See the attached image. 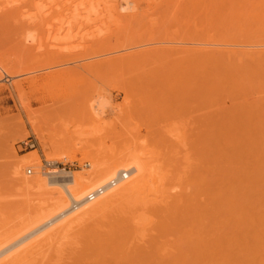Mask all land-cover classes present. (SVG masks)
Masks as SVG:
<instances>
[{
  "label": "bare ground",
  "instance_id": "obj_1",
  "mask_svg": "<svg viewBox=\"0 0 264 264\" xmlns=\"http://www.w3.org/2000/svg\"><path fill=\"white\" fill-rule=\"evenodd\" d=\"M44 1L43 3L46 2ZM49 1L56 6H53ZM57 1L48 0L46 4L50 3L51 7L48 5L47 9L52 6L54 8L63 7L59 5L63 0L59 4ZM64 1L69 4L71 1L73 2V0ZM76 1L79 2L75 3L79 4V7L88 10V15L97 14L99 5L105 3V0ZM112 1H114L113 5L111 4L113 9L109 7V3ZM39 3H36L37 7ZM109 3L107 6L104 4L103 6L109 7V13L112 9L113 17H111V13L110 17L115 18V22H119L122 17L127 18L128 21H131L128 27L130 25L134 27L133 21L137 20L138 22L140 18L149 14L152 17L153 15L160 16L165 25L168 18L169 20L174 19L178 23V30L174 33L166 32L168 30L164 32L149 30L144 35L142 33L139 35L140 33L137 31L133 33L134 28H129L131 30L125 28L128 30H124L125 33L132 32L131 35L123 33L121 37L123 39L127 40L128 36L133 37L132 35L138 34L141 39L143 36H149V38L152 37L151 39L154 38V43L158 42L155 43L156 45L152 42V45L150 39L148 43L152 47L148 44L147 48L149 47V49L142 50V45L136 49L137 45L135 47H133L135 44L126 45L127 42L124 40L123 47L127 48L126 50H130V46L134 50L136 49L137 53L133 50L129 51V53L138 54L132 55L131 63L144 61L145 59H141L143 56L149 60L148 58L152 59L155 56L170 55L181 56L183 59L189 58L198 62L199 66H203L202 74L198 79L201 87H209L215 93L214 96L222 98V102L226 106L220 111H215L217 115L214 113L215 116L211 124L213 131L223 132V135L220 133L222 135L219 142L221 149L218 148L221 151L220 155L217 150L223 171L221 190L209 200L207 208L205 207L207 211L204 213L189 215L188 212H180L178 208L180 209V206L184 205V198L171 194V188L164 180L166 176H162V182L158 183L157 173L154 169V157L152 152L147 150V146H144L142 150L139 148L134 150L138 146L133 149L129 148L128 151L124 150L119 153L117 157L118 153L114 154L115 156L110 155L107 151H103V147L99 150L101 145L96 147L95 142H86V146H83V150L81 149L83 152L80 153L90 161L88 171L70 174L64 170H48L44 174L48 176V179H31L30 177L29 179L23 173L25 165L39 166L38 152L29 154L21 162L15 157L18 162L14 160V164L12 163L11 175L14 177L12 179L17 180L19 188L23 191L27 190L28 193L34 191V193L37 192L35 193L37 195L46 194V198L41 196L42 194L40 195L46 200L50 199L47 196L49 193L54 195L50 199V202L52 200L51 205L49 202L48 206L47 201L49 200L44 202V205L47 204L45 206L53 208L42 206V209L37 213L34 211L33 214H37L35 216H38L37 221L41 224V229L24 238L18 245L11 247L10 254L7 252L8 256L4 259L0 258V264H38L39 259L33 254L38 255V252L40 254V250H43L42 246L45 244L48 247L50 245L49 248H54L58 246L57 243L61 244L60 241L63 240L60 239L63 236L65 239L74 238L75 230L85 228V225L90 222L94 224L106 219L110 221L108 230L96 231L94 229L91 235L82 237L83 242L81 237L79 242L72 240L76 243L73 245L78 247L77 252L73 250L76 253L71 259L75 264H264V124L262 123L264 122V97L260 94V87H263L261 82L264 79V0H110ZM75 4H73L74 9ZM66 5L72 6L65 3ZM44 7L46 6H42V8ZM105 12L107 13V10ZM167 15L172 16L170 18ZM178 15L180 16L178 17ZM190 22H195V30L192 29ZM149 32L155 33L154 36H158V39L150 35ZM30 36L31 34L28 38ZM139 37H134L135 40L134 38L128 39L136 42L140 39ZM28 38L26 36V40ZM121 38L119 39L123 40ZM28 41L32 43L30 38ZM130 43L133 44V42ZM125 53L123 54L126 56H124L125 58L119 54L117 59L114 58L117 66L130 64L129 60L131 59H128ZM134 56H138L136 60ZM118 57L128 63L124 64L121 61V64ZM0 66L9 74H13L12 71L17 69V65H13L11 62ZM66 73L56 74L57 79L71 78L68 75L75 77L72 72V75L70 72ZM52 75L47 74L42 77L43 84L41 85L52 88V91L58 90L59 88L53 87ZM38 83V79L30 82L31 91L40 89ZM15 90L19 94L18 96H24L22 83L16 85ZM10 92L12 94V91ZM97 98L99 99V97ZM91 100L93 101L90 99L88 107L86 106L87 120L89 117L91 118L90 125L101 123V121L106 125L104 109H106L105 106H109L107 105L109 102H104L107 100L106 98L100 101L94 100L95 102ZM67 104L70 105V103ZM27 110L29 121L39 134L42 132L40 127L42 122L47 120V116H51V112H49L50 110L46 112V109L41 110L39 112H43L42 114L45 111L41 117L39 112L37 115L34 112L31 113L28 106ZM114 110H116L115 113H118L117 109ZM51 111L53 112V110ZM102 114H105L104 119ZM97 119L101 121L99 122ZM104 125L99 126L104 128ZM93 127L97 129L95 125ZM93 127L89 130L93 131ZM63 128L62 130H64ZM23 129L25 132V127ZM68 130L67 128V133L63 132L64 134L61 133L63 135L57 137L58 141L56 139L58 134L51 137L56 139L54 141H57L58 144L56 146L54 144V152L53 154L49 152L51 156L48 158L60 159L68 153L66 158L69 162L68 159L73 158L80 151V147L75 145L77 139H75V143L71 141L74 137L72 133H78L79 129H76L77 131L72 129L74 132ZM99 130H94L97 132L95 137L99 134ZM56 131L58 130H55L54 133ZM68 132H71V138ZM90 134L92 133L90 132ZM93 134L92 137H94ZM76 137L83 140L78 135ZM92 137H89L91 138L89 140H93ZM135 138L132 143L137 141ZM67 140L70 144L66 145ZM84 140L86 139L84 138ZM83 143L85 144V142ZM87 143L94 148L89 149ZM212 144L217 146L216 141ZM214 145L211 148H216ZM94 151L96 153L103 151L105 155L103 157L106 155L107 157L103 158L100 154L95 155ZM218 155L216 156L217 161L219 160ZM105 159L107 162L104 161ZM217 161L215 164L219 167ZM29 170H27V175ZM32 195L30 194V196ZM92 195H96V197L90 201ZM66 198H69V202ZM38 208L36 207V209ZM44 208H48L47 212L51 211L47 213ZM40 211H42V215ZM32 238L33 240H31ZM72 241L70 240L69 243L72 244ZM22 245L23 247H20ZM61 246L64 248L63 245ZM59 249L61 251V247ZM1 252L3 251L0 250V256ZM59 252L57 255L60 254ZM7 253L5 252V254ZM5 254L2 255L5 256ZM27 258L28 260H26ZM52 258L54 259V257ZM53 259L48 260L52 261ZM41 260L44 261L43 258ZM42 264L44 263L42 262Z\"/></svg>",
  "mask_w": 264,
  "mask_h": 264
},
{
  "label": "rangeland",
  "instance_id": "obj_2",
  "mask_svg": "<svg viewBox=\"0 0 264 264\" xmlns=\"http://www.w3.org/2000/svg\"><path fill=\"white\" fill-rule=\"evenodd\" d=\"M37 1L40 2L38 7L36 5V3L38 4ZM45 1L43 3V0H0V65L6 62L17 65V69L12 71L13 74L7 73L0 66V250L4 252H1L0 258L4 259L8 256L11 247L18 245L24 238L41 229V224L37 221L38 216L33 213L34 211L37 213L42 209V206L47 205L46 203L44 205L47 200H49L47 201L49 206L50 199L54 197L49 193L47 196L50 199L46 200V194L41 193L42 195H40L45 197H43L44 201L40 195L35 194L37 192L28 193L27 190L23 191L19 188L20 185L17 180L12 179L14 178L11 175L12 163L24 161L26 156L34 152L39 154V166L25 165L23 173L31 179H48V176L44 175L49 170L46 168V162L55 163L53 170H64L70 174L88 171L90 161L81 154L86 142H95L96 147L101 145L99 150L103 147V151H107L110 155L118 153L117 157L119 153L129 150V148L133 149L138 146L134 150L138 148L142 150L144 146H147V150L149 149L148 151L152 152L154 157V169L157 173L158 183L162 182V176H166L164 180L169 184L171 194L184 198L185 203L183 202L184 205H181L178 210L184 213L188 212L189 215L207 211L205 207L208 206L209 200L221 190L223 172L219 156L221 151L218 150V148L221 149V143L219 144V142L223 132L220 131L221 135L218 131V133L213 131L211 124L217 113L215 111H220L226 106H224L222 98L214 96L215 93L209 87H201L198 79L202 74L203 66H199L198 62L189 58L183 59L181 56L166 55L155 56L152 59L148 58L149 60H146L143 56L141 59H145L144 61L131 63L132 55H138L135 54L138 46L142 45V50L149 49V47L147 48L148 41L152 37L143 36V39H141L138 34L132 35L133 37L128 36L132 39L139 37L140 39L136 38L139 39L136 42H134L135 38L131 41L128 38V41L121 38L123 33L124 35L127 33L124 30L129 28H134L133 33L137 31L140 33L139 35H144L149 30H161L162 32L168 30L166 32L174 33L178 30L176 20H169L168 18L166 20L168 22H166L164 19L167 23L165 25L160 16L153 15L152 17L149 14L140 18V20L138 19V22L137 20L136 22L133 21L134 27L131 25L128 27L131 21H128L127 18L122 17L119 22H115V18H111L113 17L111 10L114 1L109 3L110 0H105V3L108 2L109 7L112 8L110 10L111 17L108 12L109 7H105L108 3H101L96 12L97 14L88 15V10L79 7V4H75L78 2L76 0H73V2L69 0V2L71 1L70 4L64 0L63 2L58 0V4L62 2L59 4L60 7H63H55L56 9L53 7L56 5L52 4L51 1L49 2L53 5V9H47V7H51V4H46L48 0ZM65 3L72 6H65ZM73 4L76 5L75 9ZM39 6L41 8L42 6L46 7L41 9ZM104 10H107V13ZM129 12L132 13V11ZM190 25L193 30L196 29L195 22H190ZM131 32L127 34L131 35ZM30 34L29 38L32 43L27 42ZM154 34L150 33L153 36ZM32 36L34 37L32 38ZM124 40L127 42L126 45L135 44L133 47L137 45L136 49L134 50L132 46L129 47L130 50H126V47L124 49ZM151 40L150 43L153 42L154 45L158 42H155V44L154 38ZM130 42H133V44ZM123 50L125 51L123 52ZM132 50L136 52L129 53ZM120 53H122V58L125 53L128 59H131L129 60L130 64L126 65L127 61L123 59L124 62L118 57L120 58L118 61H122L125 65L121 62L122 65L118 63L119 66H117L114 58L119 56ZM134 57L136 60L138 56ZM64 72H72L75 77L68 75L71 78L57 79L56 74ZM47 74H53L51 81L53 87L59 88L58 90L52 91V88L41 85L43 84L42 77ZM34 79L39 80L40 89L38 88L37 91H31L30 82ZM20 83L23 84L24 93L26 94L23 97L18 96L19 94L15 90L16 85ZM261 86L263 87H260V94L264 97V79ZM4 89L6 90L4 91ZM10 91H12V94ZM102 97L107 99L104 102H109L108 107L105 106L108 102L104 105L106 118L103 114L101 115L103 119L105 118L104 121L107 124L104 125L101 116L99 117L101 120H98L99 118L97 120L101 121L102 124H98L100 126L104 125V128H101L97 123L91 124L92 127L98 125V128L96 127L98 130L101 128V131H98L99 134L96 135V137L98 136L96 139L94 135L97 133V129L93 127L96 131L89 130L92 128L89 123L91 118H88L90 121L87 120L86 116L88 117V115L85 116V113H87L86 106L88 107L90 99L100 101L104 99ZM67 103H70V105ZM27 106L32 111L31 113L34 112L36 115L37 112L44 109H46V112L49 110L51 112V116H47V120L45 119L46 121L42 122L40 126L42 132L39 134L29 121L28 112H26L28 111ZM116 106H119V108ZM114 109H117L118 113H115L116 110ZM42 113H40L41 117H43L45 111L44 114ZM33 116L35 117V115ZM262 123L264 124V122ZM23 127H25V132ZM65 127L66 130L68 128L72 132L79 129L78 133H72L74 137L73 140H70L75 143V139H77L75 145L80 147V151L73 158H69V162L66 158L69 155L68 153L60 159L48 158L51 156L49 152L51 154L54 152V144L55 146L58 144L57 137L66 132ZM54 129L58 131L54 133ZM90 132L94 133V137L91 136ZM68 133L71 138V132ZM56 134H58L56 136L57 141H54L56 139L51 137ZM77 135L83 140L77 138ZM215 136L217 137L215 138ZM89 137H92L93 140H89L91 139ZM134 138L137 141L132 143ZM67 141L66 145L70 144L69 140ZM214 141H216L217 146L212 144ZM78 142L83 144L81 145ZM26 144H29V146H25ZM32 144L35 145L34 148L30 147ZM213 145L216 148H211ZM91 148L94 147L89 146V149ZM96 151H94L95 155L105 156L103 151L98 153ZM214 151L219 156L220 161H217V155ZM15 157L18 161L15 160ZM113 158L115 159V157ZM215 160L220 168L216 166ZM104 161L107 162L106 159ZM31 168L34 170L33 175H27V170ZM30 194L33 195L30 196ZM37 198L38 200H36ZM66 200L69 202V198H66ZM38 204L41 206H37ZM36 207L39 208L36 209ZM48 208L52 209L53 207ZM44 209L43 212L46 210ZM50 211L47 212L46 210L47 213ZM40 212L42 215V211ZM90 223L86 224L85 228L75 230L74 238L65 239V236H63L60 239L63 241L59 240L61 244L57 243L56 249L55 247L49 248L50 245L48 247L46 244L42 246L45 251L41 249L40 254L39 252L38 255L33 254L39 259V262L36 260L38 264L40 262L41 264L42 262L44 264H75L71 259L77 252L78 247L76 248L73 243L79 242L80 237L82 241V237L91 235L94 229L96 231H106L110 227L109 219L99 222L100 225L98 222H95L97 225L94 222L91 225ZM76 234L77 236H75ZM69 239L74 242L72 241V244H70ZM20 247H23V245ZM73 250L76 252H73ZM5 252L8 253L5 254ZM58 252L60 253L59 256L57 255ZM2 254H5V256ZM41 257L44 261H40Z\"/></svg>",
  "mask_w": 264,
  "mask_h": 264
},
{
  "label": "built area",
  "instance_id": "obj_3",
  "mask_svg": "<svg viewBox=\"0 0 264 264\" xmlns=\"http://www.w3.org/2000/svg\"><path fill=\"white\" fill-rule=\"evenodd\" d=\"M25 146H29V144H26ZM30 147H31V148H34L35 145L32 144V145H30ZM46 168L49 169V170H53V169L55 168V163H52V162H46ZM28 175H33V170H32V169H30V170L28 171ZM99 192H101V191H99ZM95 197H96V195H92V196L90 197V201H93V200L95 199Z\"/></svg>",
  "mask_w": 264,
  "mask_h": 264
}]
</instances>
